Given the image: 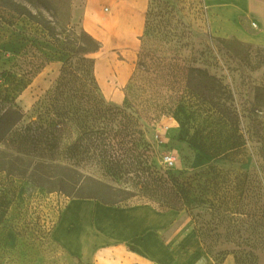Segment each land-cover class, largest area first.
<instances>
[{"label": "rangeland", "instance_id": "rangeland-1", "mask_svg": "<svg viewBox=\"0 0 264 264\" xmlns=\"http://www.w3.org/2000/svg\"><path fill=\"white\" fill-rule=\"evenodd\" d=\"M11 1L48 22L57 33L84 29L80 19L84 0ZM99 14L98 25L106 26L108 13ZM204 16L200 0H148L146 31L153 39L147 44L163 53L162 76L174 84L158 90L157 104L165 109L164 115L145 123L144 139L152 145L158 166L190 182L189 197L196 205L180 213L204 252L216 263L231 255L236 264H264V47L213 35ZM140 19H129L127 26L133 31L120 34L121 43L99 30L94 33L102 50L93 58L103 75L94 73L106 104L124 102L144 31V16ZM161 41L168 43L167 48ZM65 59L41 25L0 6V116L12 107L25 114V122L36 120ZM187 67L201 69L213 83L196 77L191 84L199 93L186 92ZM120 70L126 71L123 82ZM17 136L15 130L0 145V157L4 150L70 164L76 160L56 155L79 137L74 126L63 127L58 150L49 149L46 141L19 148ZM164 157L172 159V166L163 163ZM77 167V173L58 169L56 175L63 182L43 183L40 188L16 173H0V264H84L53 241L52 227L68 199L111 192L85 180L86 174L101 176L93 162L84 159ZM101 178L114 188H131V182L122 178ZM149 201H156L155 196L139 195L126 204L156 206Z\"/></svg>", "mask_w": 264, "mask_h": 264}, {"label": "trees", "instance_id": "trees-1", "mask_svg": "<svg viewBox=\"0 0 264 264\" xmlns=\"http://www.w3.org/2000/svg\"><path fill=\"white\" fill-rule=\"evenodd\" d=\"M0 6L41 25L48 33L52 46L66 56L59 77L49 92L46 107L40 108L36 120L25 122V114L19 108H7L2 113L0 145L8 141L17 130L19 148L26 143L46 141L50 143L49 149H57L63 127L74 126L79 131L77 140L64 145L61 154L59 151L56 154L59 157L63 154L70 155L71 159H76L73 164L54 159L44 160V157L29 156L21 152L10 154L1 150L0 173H16L20 178L29 179L33 187L40 188L43 183L53 185L63 182L58 179L56 171L61 169L77 173V165L86 159L98 167L101 176L86 174L85 180L111 193L105 196L94 194L96 196L93 198L81 199L129 207L126 202L132 197L152 195L156 201L149 203L156 205L159 211H192L196 202L189 197L190 182L181 180L170 169L158 166L153 161L152 145L144 139L146 125L157 122L164 115L165 109H160L157 104L160 97L158 90L163 84H174L171 81L168 83L162 76L164 66L159 58L163 53L147 44L153 39L147 35V15L143 35L139 38L136 67L125 87L124 102L118 106L106 104L100 96L93 58L102 50L99 40L84 29L77 31L71 28L67 34L57 33L48 22L39 21L27 8L11 0H0ZM161 42L167 48L168 43ZM169 75L171 77L173 72ZM196 77L201 81H214L201 69L187 67L183 75L186 92H198L191 84ZM216 89L212 91L219 94ZM93 123L98 127L93 129ZM57 150L52 152V156ZM101 177L113 181L122 178L131 182V188H114Z\"/></svg>", "mask_w": 264, "mask_h": 264}, {"label": "crops", "instance_id": "crops-1", "mask_svg": "<svg viewBox=\"0 0 264 264\" xmlns=\"http://www.w3.org/2000/svg\"><path fill=\"white\" fill-rule=\"evenodd\" d=\"M200 1L213 35L264 47V0ZM147 8L148 0H84L81 25L91 36L99 30L121 43L117 37L133 31L129 19L144 16L145 25ZM101 11L109 15L106 26L98 25ZM51 236L66 255L84 264H236L231 255L219 263L207 255L182 213L146 203L117 207L68 199ZM69 236L76 249L64 245Z\"/></svg>", "mask_w": 264, "mask_h": 264}, {"label": "bare ground", "instance_id": "bare-ground-1", "mask_svg": "<svg viewBox=\"0 0 264 264\" xmlns=\"http://www.w3.org/2000/svg\"><path fill=\"white\" fill-rule=\"evenodd\" d=\"M94 37V36H93ZM95 38V37H94ZM98 71V73H97ZM94 72H96V76H100V75H103L102 74V69L101 67H99V65L95 64L94 66ZM100 73V74H99ZM125 74H126V71L125 70H120L118 71V75H119V80L120 82H123L124 81V78H125ZM63 243L65 246H67L68 248H72V249H76V244H75V238L73 236H69L67 238H65L63 240Z\"/></svg>", "mask_w": 264, "mask_h": 264}, {"label": "built area", "instance_id": "built-area-1", "mask_svg": "<svg viewBox=\"0 0 264 264\" xmlns=\"http://www.w3.org/2000/svg\"><path fill=\"white\" fill-rule=\"evenodd\" d=\"M163 163L166 165V166H172L173 162H172V159L170 157H164L163 158Z\"/></svg>", "mask_w": 264, "mask_h": 264}]
</instances>
